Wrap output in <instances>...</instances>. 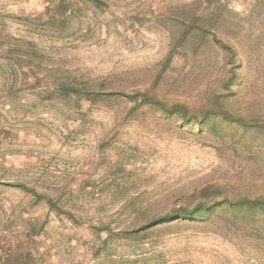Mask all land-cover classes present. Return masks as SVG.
<instances>
[{
    "label": "rangeland",
    "instance_id": "374dc122",
    "mask_svg": "<svg viewBox=\"0 0 264 264\" xmlns=\"http://www.w3.org/2000/svg\"><path fill=\"white\" fill-rule=\"evenodd\" d=\"M99 1L0 0V264H264L263 214L139 230L207 183L264 195V0ZM139 89L241 120L127 118Z\"/></svg>",
    "mask_w": 264,
    "mask_h": 264
},
{
    "label": "trees",
    "instance_id": "16d2710c",
    "mask_svg": "<svg viewBox=\"0 0 264 264\" xmlns=\"http://www.w3.org/2000/svg\"><path fill=\"white\" fill-rule=\"evenodd\" d=\"M90 1L102 3V1L99 0ZM194 24L195 23L185 25V33L194 28ZM57 88V95L61 98L71 99L73 95L76 98L88 100L90 103L112 94L111 92L91 90L85 87V85L74 83L60 85ZM117 94L132 102V105L126 112L127 118H130L133 114H136L143 108L155 109L166 116L177 115L182 122H192L194 125L198 126V130L202 128V123L212 114H219L224 119L230 121L233 120L240 122L239 120H241L238 117L233 118L224 109H205L202 115L198 116L192 112L185 103L179 101L168 103L157 95L149 93L146 89L135 90L131 93L121 91ZM221 190V186L216 183H207L199 188L193 189L190 193L186 194L183 202L173 205L163 213L152 216L139 230L154 228L161 224H171L173 222L193 223L206 220L211 222L223 221L224 227L229 228L233 225L238 226L239 223L236 221L239 219V216L246 221L245 223L251 224L254 223L258 215H264V195L256 197H229L224 194L222 197L217 198L219 194H223V191ZM31 192H33L38 198H42V195L39 193H36L33 190H31ZM47 202L51 208L61 212V208L58 207L52 199L47 198ZM228 215H230V217Z\"/></svg>",
    "mask_w": 264,
    "mask_h": 264
},
{
    "label": "built area",
    "instance_id": "2783aa9c",
    "mask_svg": "<svg viewBox=\"0 0 264 264\" xmlns=\"http://www.w3.org/2000/svg\"><path fill=\"white\" fill-rule=\"evenodd\" d=\"M7 234L6 230L2 229L0 230V235L5 236Z\"/></svg>",
    "mask_w": 264,
    "mask_h": 264
}]
</instances>
